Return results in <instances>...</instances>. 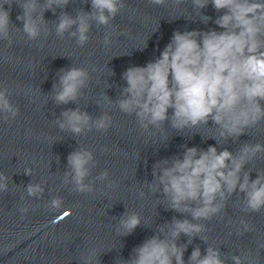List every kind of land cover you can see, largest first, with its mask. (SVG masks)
Masks as SVG:
<instances>
[{
	"label": "clouds",
	"instance_id": "clouds-1",
	"mask_svg": "<svg viewBox=\"0 0 264 264\" xmlns=\"http://www.w3.org/2000/svg\"><path fill=\"white\" fill-rule=\"evenodd\" d=\"M149 2L180 10L191 22L205 26L211 22L216 27L174 30L164 47L157 49V55L142 66H129L121 74L124 83L117 85L116 99L102 94L96 103L100 106L103 102L106 110L95 118L78 106L92 80L89 67L72 65L60 69L50 91L51 101L56 107L70 103L76 107L62 110L54 123L60 132L71 133L73 139L93 131L103 134L114 125L110 113L118 110L134 117L136 130L146 138L159 135L167 141L171 129L181 134L187 130L192 133L189 137L192 139L199 135L192 130H209L208 140H214V145L205 149L183 144L181 152L153 163L152 180L143 187L158 195L159 204L166 205L165 211H173L180 218L174 215L170 221L159 224L154 234L134 247L121 264H227L228 259L233 264H257L259 251L255 255L251 250H242L240 255L225 254L220 246L209 243L204 222L214 217L223 220L228 201L234 196L243 213L264 212V168L249 167L264 159V143L250 139L240 142L251 130L264 129V0H190L191 11L181 7L188 0ZM70 3L72 0H0V42L10 48L17 33L22 32L28 41L39 42L54 31L60 39L74 40L83 47L90 41L95 25L97 29H108L103 35V44L107 46L117 34L112 21L122 12H133L126 0H86L91 10L80 8L73 15L65 11ZM13 4L21 9L16 20L22 22V28L11 20ZM209 4L218 13L215 18L203 11ZM47 11L56 15L51 25L45 19ZM147 47L145 42L138 50ZM4 60L12 63L13 57L5 55ZM112 74L115 75L113 71ZM12 94V89L0 85V122L10 123L20 114L19 107L11 100ZM229 142L238 144L235 151L225 146ZM77 144L67 156L61 187L93 198L96 193L117 188L118 181L110 179L107 169L93 176L99 161L93 150ZM23 173L33 176V169L25 168ZM97 182L102 187H97ZM10 185L13 192L21 187L11 176L0 172V194L8 193ZM46 185V180H32L23 187L26 195H20L22 203L18 209L21 220L27 219L30 209L36 211L40 207L29 203L28 198L42 199ZM138 196L143 199L146 192L138 189ZM63 201V197L56 195L44 205L55 210ZM117 220L115 232L121 237L131 235L142 225L140 214L126 209ZM229 224L237 236L255 230L244 216L235 224L229 220ZM181 236L187 238L186 242L179 243ZM196 238L207 247L202 253L196 245L186 261L184 254ZM260 247L264 248V244ZM100 255L98 247L85 246L79 252L78 262L101 264Z\"/></svg>",
	"mask_w": 264,
	"mask_h": 264
},
{
	"label": "water",
	"instance_id": "water-1",
	"mask_svg": "<svg viewBox=\"0 0 264 264\" xmlns=\"http://www.w3.org/2000/svg\"><path fill=\"white\" fill-rule=\"evenodd\" d=\"M126 3L133 12H122L112 21L117 34L107 46L103 44V35L108 29H97L95 25L90 41L83 47L77 46L74 40L60 39L54 31L39 42L28 41L22 32L17 33L10 48L0 42V85L12 89L11 100L20 110L15 121L0 122V172H5L21 186L13 192L10 185L8 193L0 194V264H79L78 255L85 246L99 248L101 264H121L134 247L154 234L159 224L170 221L174 215L180 218L173 211H165L166 205L159 204L158 195L148 192L143 185L152 180L153 163L181 152L180 145L205 149L214 145V140H208L209 130H192L199 133L192 139H189L192 133L187 130L181 134L171 129H168L167 141L159 135L146 138L136 130L135 118L118 110L110 113L114 125L103 134L93 131L73 139L71 133L60 132L54 123L62 110L76 107L71 103L56 107L51 101L50 91L60 69L72 65L89 67L92 80L78 106L95 118L106 110L103 102L100 106L96 103L102 94L116 99L119 96L117 85L124 83L121 74L129 66H142L157 55V49L164 47L174 30L216 27L211 22L207 26L191 22L180 10L155 6L149 0H126ZM181 7L191 11L190 0ZM80 8L91 10L86 0H72L65 11L74 15ZM203 11L213 18L218 15L211 4ZM19 14L21 9L13 4L11 20L22 28V22L16 20ZM45 19L51 25L56 15L47 11ZM145 42L148 47L139 51ZM5 55L12 56L13 62H5ZM240 139V142L250 139L264 143V129L251 130ZM77 143L93 150L99 161L93 176L107 169L110 179L118 181L117 188L96 193L93 198L61 187L60 177L66 170L67 156L78 147ZM225 146L235 151L238 144L229 142ZM104 148L109 151H102ZM249 167L264 168V159H258ZM25 168H32L33 176L25 175ZM255 175L253 172L252 178ZM32 180H46L45 193L40 200L28 198L29 203L40 207L36 211L30 209L27 219L21 220L20 195H26L23 187ZM97 187L102 185L97 182ZM138 189L146 192L145 198H139ZM56 195L64 198L61 207L55 210L45 207L44 203ZM125 209L138 212L142 225L131 235L121 237L115 232V225ZM241 216L250 220L255 230L237 236L229 220L235 224ZM204 223L209 243L220 246L222 253L240 255L242 250H251L255 255L259 251L257 264H264V248L260 247L264 244V212L243 213L234 196L228 201L223 220L214 217ZM186 240L181 236L179 243ZM196 245L202 253L207 247L196 238L184 254L186 261ZM227 264H233L231 259Z\"/></svg>",
	"mask_w": 264,
	"mask_h": 264
}]
</instances>
